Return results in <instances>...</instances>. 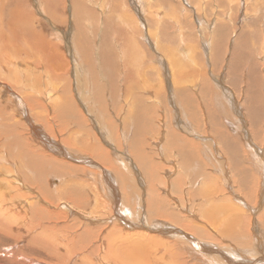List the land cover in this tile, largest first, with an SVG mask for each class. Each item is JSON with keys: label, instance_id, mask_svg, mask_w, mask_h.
I'll return each mask as SVG.
<instances>
[{"label": "bare ground", "instance_id": "obj_1", "mask_svg": "<svg viewBox=\"0 0 264 264\" xmlns=\"http://www.w3.org/2000/svg\"><path fill=\"white\" fill-rule=\"evenodd\" d=\"M215 1L0 0L1 239L60 264H264V22Z\"/></svg>", "mask_w": 264, "mask_h": 264}, {"label": "rangeland", "instance_id": "obj_2", "mask_svg": "<svg viewBox=\"0 0 264 264\" xmlns=\"http://www.w3.org/2000/svg\"><path fill=\"white\" fill-rule=\"evenodd\" d=\"M110 0H107V2H109ZM250 1H252L249 5H250V7H248L249 8V10H248V13L249 14H253L254 15V17H256L257 18V16L260 18V20H259V23H260V21L261 20H263L262 22H264V0H250ZM226 1L225 0H217V3H216V1H215V4L216 5H214V8H215V10L217 11V12H215V13H219L220 12V10H222L223 11V9H224V7H225V3ZM251 4H253V5H251ZM187 5H188V3H187ZM219 6L221 7V8H219ZM223 7V8H222ZM218 9H220V10H218ZM254 10V11H253ZM237 10L236 9H234V11H233V16H234V22H233V25L234 24H236V26H238V24L236 23V22H238V20H240L242 17H243V15H241L239 12H236ZM205 13H206V11H204ZM210 12H211V9H209L208 8V10H207V14L208 15H210ZM236 12V13H235ZM255 14H254V13ZM251 14V16H253ZM258 14V15H257ZM207 15V16H208ZM211 17V16H210ZM262 17V18H261ZM258 19V18H257ZM260 42L259 41H256V43L253 45V46H259L260 44H259ZM254 49H255V51H258V49H259V47L257 48V47H253ZM257 48V49H256ZM253 49V50H254ZM221 62L219 61L218 62V64H220ZM233 118V117H232ZM237 122H238V120H237ZM239 123V122H238ZM246 189L245 188H242L241 190H240V192L242 193V195H243V197L245 198L246 196H247V190L245 191ZM255 192V191H254ZM245 193V194H244ZM254 198V199H253ZM246 199V198H245ZM251 199H252V201L251 202H254V201H256V195H255V193H254V197H251ZM247 200H249L248 199V196H247ZM262 212V211H261ZM261 212H259L258 214H255L256 215V217H257V219H260V218H258L259 217V214H260V216H261V214H263V213H261ZM258 215V216H257ZM246 220H248V216L246 217ZM28 239V238H27ZM29 240V239H28ZM28 240H14V239H5V238H3V239H1L0 238V252L1 251H3L2 249L3 248H7V247H9L10 246V248H11V245H12V247L14 248V247H17V248H22V247H24V249H25V254H24V261L25 260H33V259H38L37 261H41V260H47V261H50L51 263H53V264H60V263H58V261H56V260H50V259H52V258H46L47 256H44L43 254H41V253H39V252H37V251H34L31 247L29 248L28 247ZM13 243V244H12ZM18 243V244H17ZM24 243V244H23ZM26 245V246H25ZM30 250V251H29ZM10 251V250H9ZM8 252V251H7ZM35 253V254H34ZM38 253V254H37ZM1 254H3L2 252H1ZM34 254V255H33ZM6 264H9V263H6ZM35 264V263H34Z\"/></svg>", "mask_w": 264, "mask_h": 264}]
</instances>
